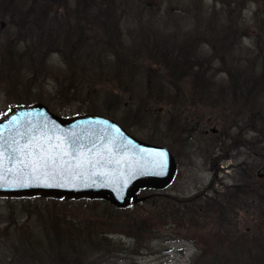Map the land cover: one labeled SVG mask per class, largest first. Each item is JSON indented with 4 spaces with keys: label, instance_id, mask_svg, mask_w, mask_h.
I'll list each match as a JSON object with an SVG mask.
<instances>
[{
    "label": "trees",
    "instance_id": "obj_1",
    "mask_svg": "<svg viewBox=\"0 0 264 264\" xmlns=\"http://www.w3.org/2000/svg\"><path fill=\"white\" fill-rule=\"evenodd\" d=\"M58 1L69 13L65 18L53 13V0H0V15L11 16L10 42L5 48L0 44L3 53L0 87L4 82L9 84L14 106L44 103L59 115L74 107L84 94L86 97L76 113L67 117L100 113L134 135L130 124L118 120V109L113 106L115 103L118 106L116 92L120 88L136 104V112L133 109L130 114L136 115L139 122L151 119L155 107L163 103L215 107L212 102L218 99H245L255 104L248 111V127L257 126L264 135V3L261 0H212L211 4H204L203 0H178V5L183 6L180 13L165 9L174 0ZM253 4H258L259 9L254 18L248 19L245 12ZM140 16L148 18L149 29H133ZM2 26L0 22V43ZM246 39L250 40L248 44ZM59 54L64 66L52 65V56ZM53 67L57 74L44 75ZM165 79L169 81L166 88ZM52 82L57 83L56 89L48 92L44 83ZM95 89L100 92L98 98L89 99ZM140 110L145 117L138 116ZM146 141L170 149L164 143H157L153 136ZM246 172L250 182L254 170L249 167ZM248 185L245 192L236 188L237 203L264 201V186ZM148 191L141 190L138 196H150L148 201H153ZM20 199L35 200L25 206L30 215L21 218L24 223L14 233L17 243L13 247L25 264H100L95 257L105 256L106 251L127 254L123 244L113 242L111 236L123 235L134 240L140 251L157 238L161 225L167 223L161 213L150 216L140 212V206L135 204L122 209L99 198L38 194ZM196 199L191 200L195 203ZM191 200L174 201L169 208L170 216L190 224L200 221L198 215L208 220L213 209L218 214L217 221L234 215L229 201L212 205L213 199L205 197L202 204L188 206ZM232 230L223 233L220 228L212 242L200 249L195 264H227L230 259L219 251ZM258 230V236L251 241L247 240L249 233L232 234L240 242L235 246L244 247L258 243L262 235V253L253 254L250 250L246 264H264V231L262 227ZM43 240L50 244L51 251L41 249ZM3 254L0 253V259Z\"/></svg>",
    "mask_w": 264,
    "mask_h": 264
},
{
    "label": "rangeland",
    "instance_id": "obj_2",
    "mask_svg": "<svg viewBox=\"0 0 264 264\" xmlns=\"http://www.w3.org/2000/svg\"><path fill=\"white\" fill-rule=\"evenodd\" d=\"M203 2L204 4H211L212 0H203ZM263 3L264 0H261V4ZM257 5H250V9L245 12L248 19L255 16V11L259 9V5ZM52 6L53 13L60 15L61 18H65L69 14L66 7L58 0H53ZM170 8L175 13H180L183 10V6L178 5V0H174L172 4H166L165 9L167 12ZM141 17L136 19L132 25L134 30L149 29L151 27L148 25V18L141 19ZM0 22L3 24L0 44L2 48H5L10 42L8 29L11 16L0 15ZM193 28L188 27L187 29ZM12 32L15 31L12 30ZM249 42V39L245 40L246 44ZM2 55L3 53H0V57ZM51 64L64 66L60 54L52 56ZM56 70L53 67L44 75L48 73L57 74ZM224 77L225 75H220V78ZM164 83L165 88L168 87V79H165ZM44 85L48 92H53L57 83L52 82L49 85L44 83ZM9 89L7 82H4L0 87V114L5 112V116L15 106L35 105L14 106ZM116 93L118 95V106L117 103L113 106L118 109V120L121 119L130 124L135 132L134 136L138 139L147 142L146 138L153 136L157 143L168 145L170 147L168 149L177 159L179 170L173 183L166 189L160 191L148 189L147 193L153 195V201L147 200L143 204L137 205L140 206L138 210L146 215L154 216L161 213L165 216L167 223L161 225L157 238L138 251V246H136L134 240L123 235L111 236L113 242L123 244L128 250L127 254H115L109 250L104 253L105 256L98 255V258L95 257V259L100 264H195L200 249L205 244L212 242L214 235L220 228H222L223 233L226 229L233 228L230 238L224 240L225 243L220 247L222 250L219 251L221 256L230 259L225 263L246 264L245 259L249 256L250 250L253 251V254H261L262 235L258 243H248L246 247L235 246L240 242H237L232 236L235 232H237V236H244L245 233H249L251 236L247 240L251 241L258 236L259 227H262L264 231V201H250L244 204H242L244 201H241L238 204L237 197L239 195L235 193L236 188L238 192H245L250 183L259 188L264 186V176L262 178L258 177V173L264 169V135L259 132L260 129L257 126L248 127L247 125L248 111L255 104L245 99L237 101L218 99V101L212 102L215 107L209 105L198 107L196 105H186L183 107L181 104L168 105L163 103V105L155 107L151 119L139 122L136 115L130 114L133 109L136 112V104L128 99L129 93L125 92L127 94L123 95V88L117 90ZM99 94L98 89H95V94L91 95L89 99L95 100ZM85 97L83 94L81 99L76 100L74 107H68L59 116L67 117V115L75 114ZM31 101L29 98L28 102L31 103ZM137 113L141 117L144 115L141 110ZM86 114L103 116L100 113ZM198 119H201V122H198ZM215 141L223 142L221 145L216 146ZM249 167L255 173L250 182H248L249 177L246 172ZM205 197L213 199L212 205L217 201L221 204H227V201H229L234 210V215H230L229 219L223 220L224 222L222 220L217 221L218 214L213 209V214L208 220H203L200 217L201 215H198L197 219L200 218V221L198 223L192 221L190 224L189 222L183 223L179 217L170 216L171 210L169 208L172 207L174 201L183 202L197 198L194 200L195 203L191 200L188 204V206L192 204L196 206V204H202ZM20 198L0 196V253H4L0 259L3 262L2 264H25L24 259L20 257L14 248L17 243L14 233L24 223L21 218L30 215L25 206L34 203L35 200L24 201ZM199 199L200 201H198ZM180 211L182 212L181 209ZM216 211L218 210L216 209ZM199 226L204 227V229L199 228ZM232 246L239 249L230 250ZM41 249L44 252H46L44 249L51 251V246L46 240H43Z\"/></svg>",
    "mask_w": 264,
    "mask_h": 264
},
{
    "label": "water",
    "instance_id": "obj_3",
    "mask_svg": "<svg viewBox=\"0 0 264 264\" xmlns=\"http://www.w3.org/2000/svg\"><path fill=\"white\" fill-rule=\"evenodd\" d=\"M178 170L168 148L138 139L109 117H62L38 103L0 118L2 197H91L126 209L150 198L139 197L141 190L169 187Z\"/></svg>",
    "mask_w": 264,
    "mask_h": 264
}]
</instances>
